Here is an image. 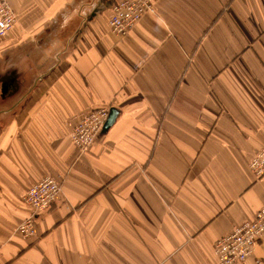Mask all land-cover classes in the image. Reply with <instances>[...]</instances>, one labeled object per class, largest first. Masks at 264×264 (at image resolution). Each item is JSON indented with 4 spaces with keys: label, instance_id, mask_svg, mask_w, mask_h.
I'll return each mask as SVG.
<instances>
[{
    "label": "crops",
    "instance_id": "crops-1",
    "mask_svg": "<svg viewBox=\"0 0 264 264\" xmlns=\"http://www.w3.org/2000/svg\"><path fill=\"white\" fill-rule=\"evenodd\" d=\"M0 38V264H215L264 206V0H159L125 36L118 0H6ZM117 114L89 150L79 117ZM62 193L35 222L21 197ZM246 264H264V244Z\"/></svg>",
    "mask_w": 264,
    "mask_h": 264
},
{
    "label": "built area",
    "instance_id": "built-area-1",
    "mask_svg": "<svg viewBox=\"0 0 264 264\" xmlns=\"http://www.w3.org/2000/svg\"><path fill=\"white\" fill-rule=\"evenodd\" d=\"M159 0H118L111 8L110 31L119 37L127 35L145 15H155ZM16 23L12 7L0 0V38L5 37ZM110 109L103 107L79 117L70 128L69 137L80 154L86 153L108 118ZM249 168L257 178H264V146L250 160ZM62 193L61 183L45 177L33 184L21 197L29 210L28 216L18 225L17 232L23 238L35 236L37 217L48 212ZM264 244V206L252 221L244 222L233 232L214 243L215 264H246L257 245Z\"/></svg>",
    "mask_w": 264,
    "mask_h": 264
},
{
    "label": "water",
    "instance_id": "water-1",
    "mask_svg": "<svg viewBox=\"0 0 264 264\" xmlns=\"http://www.w3.org/2000/svg\"><path fill=\"white\" fill-rule=\"evenodd\" d=\"M116 114H117V112L114 109H110L108 118H107L102 130H106L107 128H109L111 126V124L115 120Z\"/></svg>",
    "mask_w": 264,
    "mask_h": 264
},
{
    "label": "rangeland",
    "instance_id": "rangeland-1",
    "mask_svg": "<svg viewBox=\"0 0 264 264\" xmlns=\"http://www.w3.org/2000/svg\"><path fill=\"white\" fill-rule=\"evenodd\" d=\"M6 1V0H5ZM7 2V1H6ZM8 3V2H7ZM9 4V3H8ZM10 5V4H9ZM11 6V5H10Z\"/></svg>",
    "mask_w": 264,
    "mask_h": 264
}]
</instances>
